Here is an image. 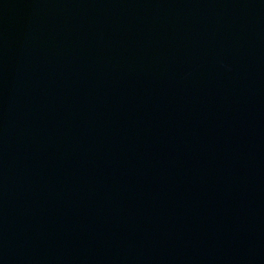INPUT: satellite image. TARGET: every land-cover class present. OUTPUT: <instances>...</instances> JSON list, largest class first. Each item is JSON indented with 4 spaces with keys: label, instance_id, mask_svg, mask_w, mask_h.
I'll return each instance as SVG.
<instances>
[{
    "label": "water",
    "instance_id": "95a60500",
    "mask_svg": "<svg viewBox=\"0 0 264 264\" xmlns=\"http://www.w3.org/2000/svg\"><path fill=\"white\" fill-rule=\"evenodd\" d=\"M0 264H264V0H0Z\"/></svg>",
    "mask_w": 264,
    "mask_h": 264
}]
</instances>
